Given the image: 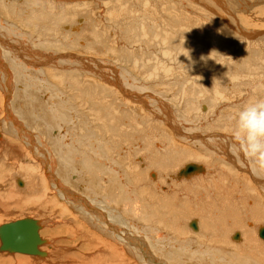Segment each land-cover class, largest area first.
<instances>
[{
  "label": "bare ground",
  "instance_id": "1",
  "mask_svg": "<svg viewBox=\"0 0 264 264\" xmlns=\"http://www.w3.org/2000/svg\"><path fill=\"white\" fill-rule=\"evenodd\" d=\"M162 1L143 0L142 15L119 26L133 49L123 52L106 26H96L83 16V10L88 14V5L71 0H0V9L22 17L29 29L14 33L12 25L0 18V110L9 117L2 121V128L21 144L14 138L0 141V183H9L0 192V206L6 213L10 208L32 207L35 215L41 213L43 219H34L43 240L39 249L45 254L39 256L44 258L38 257L44 260L42 264H183L182 259L191 263L264 264V240L257 238L258 231L264 229V170L244 156L233 132L236 113L264 98V36L256 41L260 48L254 51L252 44L239 43L252 39L251 35L242 28L235 34L229 31L231 41L240 46L228 49L221 46L228 42L219 38V31L228 27L217 21L220 15L205 12L203 20L211 23L206 27L199 22L197 6L191 4L194 0L165 1L166 10ZM128 2L107 0L104 4L108 11L112 5L120 8V14H113L115 21L123 23L133 16H128L130 8L122 10ZM77 7L83 21L80 26L79 22L73 25ZM188 8L191 22L186 18ZM176 10H182L184 17ZM229 19L226 15L225 21L231 25ZM85 25L90 27V38L81 43L76 32ZM255 28L250 29L262 36L264 31ZM194 36V52L190 53L185 39ZM161 42L164 47L157 51L150 73L148 57ZM77 50L86 55L78 59L74 55ZM91 53L111 55L129 65L151 93L128 83V77L125 83L121 78L113 79L104 70H110L111 61ZM167 58L174 59L177 66ZM78 62L82 65L75 67ZM48 76L54 81L50 94L44 92ZM190 76L192 81L186 87ZM122 84L135 87L137 92ZM116 86L123 94L115 91ZM57 88L76 91L74 98H78V103L71 101L70 105L80 112L79 119L69 131L59 127L64 117L60 110L70 108L57 99L61 95ZM245 90L248 98L243 97L239 105L234 102L236 107L229 112L234 105L229 101L239 93L245 95ZM67 92L65 97L72 100ZM224 107L228 113L222 111ZM174 108L184 130L180 145L170 143L171 130L179 132L171 124ZM84 110L91 118L88 122L83 118ZM19 119L29 120L31 128L26 130ZM194 130L200 132L189 134ZM93 143L112 150L110 154L102 151L104 161L93 158L96 165L88 159L89 144ZM5 155L20 159L19 164H12L9 158L3 162ZM26 157H34V161L20 163ZM77 163L88 173L101 174L105 182L110 181L103 184L105 193L89 186L88 196L82 192L78 196L63 183L66 175L78 172ZM41 167L45 176L39 172ZM158 167L169 171L160 173L165 169ZM53 201L60 209V224H56L59 219L50 218L56 207ZM42 222L52 223L45 229L46 235L67 234L69 239L64 241L76 243L77 252H67L64 245L56 248L54 241L43 238ZM43 244H48L47 249H41ZM24 254L15 261L0 258V264L38 263ZM257 255L262 258L257 259Z\"/></svg>",
  "mask_w": 264,
  "mask_h": 264
},
{
  "label": "rangeland",
  "instance_id": "2",
  "mask_svg": "<svg viewBox=\"0 0 264 264\" xmlns=\"http://www.w3.org/2000/svg\"><path fill=\"white\" fill-rule=\"evenodd\" d=\"M71 1H72L73 4H75V3H82V4H85V5H88V7H89L88 8V14H86V12L83 10L82 14H85L83 16L87 17V19H89V21L95 22L96 23V26H100V27H105L106 26L105 28L108 30V34H110V36H113V37H111L112 39L116 40L117 46H119V48H120L119 50H121L123 52H128V51H132L133 50L131 47L128 46V44L126 43V40L123 38V35H122L123 32H120L121 30H120V27L119 26H123V24L130 23L131 21H133L135 19V16L138 15V14H141L142 15L143 12H142V10H140V8H142L143 5H141L140 2H142L143 0H129L128 6L125 9H122V10L125 11L127 8H130V14H128V16H131V15H133V16L130 17V19H128L127 21H123V23H119L120 21H115L116 16L113 14V12H118L120 14V10L121 9L120 8H117V7H114V5H112L111 11H108L107 10V5H105L106 4L105 2L107 0L105 2H104V0L103 1H101V0H97V1L96 0H71ZM165 1L168 2L169 0H164L161 3H162V6L164 7V9L166 10L167 7L165 5L166 4ZM233 1H235V0H233ZM233 1L231 2L230 0H194V1L191 2V4H192V6H195V7L197 6L195 8V13L198 15L199 22H201L202 25H204V26L207 25L208 27L211 26V23H210L209 20H206V21L203 20V18L205 16L204 13L205 12H208V13L210 12L211 14L212 13L213 14L216 13L215 14L216 16H219L220 15L219 16L220 18L217 17V18H219L217 21L219 23H222L223 22L226 26H228L224 30L219 31V38L221 40H223V41H227L228 42L227 45H221V46H228V49H231V50H235V48L239 47L240 45L238 43L236 44V41H231L232 38L229 37V33L228 32L231 31L232 33L235 34V33H237L239 31L240 28H242L246 32V34L252 36V39H245V38H243V39L246 40V42L239 41V43L244 44V45L250 43V44H252V49L255 51V50H257V49L260 48V45H257L256 44V41L258 39L263 40L264 33L262 34V36L261 35H257V33H255L254 31H252L250 28H255L256 27L255 29L258 28V29H260V30L262 29L264 31V29L262 28L263 25H264V0H237L238 3H235V5L234 4L232 5V3H234ZM96 2L99 3V4H96ZM100 2H102L103 4L105 3V4L104 5H100ZM229 2H231V4ZM185 3H187V1H185ZM108 4H111V3H108ZM175 12H176L177 15H181L182 17H184V14H183V11L182 10H176ZM226 15H227V17H229L231 19V20L229 19V22H231V25L230 24H227L228 22L225 21ZM190 17H191V10H190V8H188V10L186 11V18L189 19L190 22H191ZM0 18H2L3 20H7L8 23H9L8 25H10V24L12 25L11 28H12V31L14 33L18 32L19 30L29 31L28 28H25L26 25L23 23V18L22 17H15V16H12V14L10 16L6 12H4L2 9H0ZM72 18L74 20V24L73 25H77L78 22H79V25L78 26H80V24L83 22V21H80L81 14H80V12L78 10V7L76 8V13L73 15ZM143 18H147V17L146 16H143ZM152 18L154 19V17H152ZM233 18H234V20H233ZM248 21H249L250 24H247ZM255 23H257L259 26L258 25L257 26H253V24H255ZM113 24L116 25V26H114ZM177 24L178 23L176 22V25ZM114 27H115V29H114ZM117 27H118V29H117ZM89 28L90 27H87L85 25V27L83 29H81L80 27H79V30L77 29V32L76 33H79L80 34L79 41L81 43H83V42L86 43V42L89 41V38H90ZM149 31L151 32V30H149ZM191 31L194 33L192 23H191ZM140 40H141V38H140ZM195 41H196L195 40V36L193 38H191L190 40L189 39H185V42L189 44L190 53H193L194 52L192 46H194ZM142 42L143 41L141 40L140 43H142ZM9 43H12V42H9L8 41L7 44H9ZM136 43H139V42H136ZM163 47H164V42H161L159 44V47H158L157 50L153 49L151 51V53H150V55L148 57V60H149L148 61V70H149L150 73L153 70V66H154V63H155V60H156V56H157V51L159 49H162ZM21 48H23V45H21ZM74 55L78 59H80V57L85 56L86 53L85 52H82L81 50H77ZM89 55H95V54H92L91 53ZM95 56L102 57V58H106L107 60L111 61L110 62V66L111 67H109L110 70L109 69L106 70L104 68H102V69H104L105 72L108 75H110V77H112L113 79L121 78L122 81H123L122 83H125L124 82V79L128 77L126 79L128 83H135L136 86L140 85L141 88L143 87V93H151L146 88L145 83L144 84L141 83V77H140L139 73L136 70H134L132 67H130L129 65H125L121 61H119V62L115 61V59H113L111 57V55H109V56H99V55H95ZM201 60H204V58H201ZM167 61L171 65H174L175 67L177 66V62L174 59L167 58ZM114 63H117V66H120L119 64H121V66L120 67H116ZM81 65H82V63L81 62H78V63H75L74 66L75 67H80ZM122 66H124V67H122ZM84 71H86V70H84ZM47 79L49 81V85L44 88V92L46 94H50L52 92V89L54 88V85L52 84L54 81L51 78V76H48ZM119 81H121V80H119ZM190 81H192V77L191 76H190L189 81H187L184 86L189 87L190 86V83H189ZM120 86L121 87H124L123 84L120 85ZM124 88H127L129 91L131 90L133 92H137L136 91V88L135 87L134 88L131 87V85H127ZM57 90L59 92L61 91V89H58V88H57ZM237 90L239 91L241 89L238 88ZM67 91H68L67 88L65 90H62L61 91L62 93L60 92V94H61L60 95V98H57L58 100L61 99V101L64 103V105L67 108H70V109H61L60 110L61 111V114L64 115V117L59 121L60 122L59 123V127H60L61 130H65V131L66 130L69 131V129H71L72 126H75L73 123H75V122L77 123L78 122V119H79L78 116H79V113H80L78 111V109L76 110L75 107H72L71 108V105H70L71 101L78 103V98H76V99L74 98V96L76 97V91H72V92L71 91L67 92ZM115 91L118 94H123V92L119 89V87H117ZM245 91H247V90H245ZM66 92L68 93L69 96H72V100H70V99H68V98L65 97ZM249 93H250V91H249ZM239 94L241 96V93H239ZM244 94L245 95L242 94L243 96H241V97L238 96V94H237L236 97L232 101H229V102L232 103V105L234 104L232 107L229 106L230 107L229 108V112H230L231 108H233V107L235 108L236 107L234 102H237L236 104L239 105V103L242 102L241 100H244V98H248L247 97L248 96V91L245 92ZM64 98L67 99V101H68L67 103L64 102V100H65ZM134 104L141 105V103H139V102H135ZM1 106H2V104H1ZM11 110L12 109H10L9 112ZM174 110H175V113L173 115V121H171V124L177 130H179V132L177 131V133H176L174 130H171L172 133H173V136L170 139V143H172L173 145H180V144H183L180 141V136L184 133V130L182 128V123L180 122V118L178 117V114H177L178 112H177V110L175 108H174ZM222 111H224V113H228L227 112V107H224V109L222 108ZM16 116H19V114H17ZM6 117L9 118L7 116V114H5L3 112V109L0 110V129H2L1 132L3 133V136L0 138V141H3V140L5 141L6 138H9L10 140H11V138H14L15 139V137L12 136L10 133L4 131L5 128L4 129L2 128V121L3 122L4 121L7 122V118ZM83 118L85 119L86 122H88L91 119V118H89V115H88V113H87L86 110H84ZM19 121L22 122V124L25 126L26 130L28 128H31L29 126V120H21V119H19ZM181 121H182V119H181ZM12 127H13V131H14L15 126L13 124H12ZM140 128H142V126H140ZM56 129H58V127ZM199 132H200V130H194L192 132H189V134H192V135L196 136ZM14 141L16 143L20 144L18 142V139H15ZM18 144H16V145H18ZM89 147L90 148H89V156H88V159H90L91 161H93L95 165H96V162H95L94 159H100V160H103L104 161V158H103V155H102V151H105L104 152L105 154L112 153V150L111 149H108V147H109L108 145H105L102 148V147L99 146V144L97 145L96 143H93L92 145L89 144ZM193 148L194 149H197V147H193ZM93 149L95 150V152L93 151ZM0 150H2V149L0 148ZM5 150L8 151L9 149L7 148ZM23 151H27V150H23ZM5 156H8V157H5ZM5 156L2 158L3 159L2 160L3 162H6V158L7 159L9 158V155H5ZM9 160L11 162H13L12 164H14L16 161H17L16 163L19 164V161H20V159H18V160L17 159L12 160V158H9ZM29 160L34 161V157H32V158L31 157H26L25 160L24 159H23V161L21 160L20 163H23L24 161H29ZM202 165H205V164H202ZM42 168L43 167H41L39 169L40 174H42V171H43ZM75 169H77L78 172H76V173L75 172H72V173H70L69 175H66L63 178L64 179L63 180V183L66 186L72 187L70 189L72 191H74V193H76L78 196H80L79 194L82 192V193H85V195L88 196L89 193L87 192V189H88L89 186L97 189V191H99L100 193H105V187H103V184L110 183V181L108 179H107V182H105L104 179H103V176L101 174H95L94 172L93 173H88L82 167L81 163H77L75 165ZM157 169L162 170V169H165V168L158 167ZM168 171H169L168 169H165V171L160 172V173H167ZM205 171H207V168L205 169ZM43 174L45 176V172L44 171H43ZM202 174H203V172H202ZM74 176H77V177H74ZM158 177H159V174L156 175V179ZM19 180H23V179H19ZM79 182H81V183L79 184ZM7 183L6 182L5 183H0V192H3V190L8 186L9 183L8 184ZM90 190H91V188L88 189V191H90ZM53 202H54V206H56V207H53L55 212H52L53 214L50 216V218L53 219V220H55V221L57 219H59L60 220V221H58L59 223L57 222L56 224H60V223H62L61 222L60 215H59L60 209L57 206L58 205L57 201H53ZM139 204L140 205H143V203H139ZM0 208H1V206H0ZM31 209H34L35 210V208H33V207ZM31 209L30 208L29 209H26V208L25 209H21V208H15V209L12 208L11 209L10 208V209H8V211L6 213L5 212V208H3V209L1 208L0 209V213H1L0 214V216H1L0 217V225L3 224V223H6V222L14 221V220H17V219H22V218H25V217H31V218L32 217L33 218H39L40 217L39 219H43L41 213L39 214V212H36V215H35V212H32ZM56 210H58V211H56ZM73 210L76 213H78V214H76L74 212L76 215L80 216L81 219H82V215H79L80 213L77 211V209H74L73 208ZM3 212H5V213L3 214ZM110 213L111 212L109 210L108 211V214H110ZM56 214L58 215V217H57ZM67 215H65V216L67 217ZM70 217L71 216L68 215L67 218H70ZM55 218H57V219H55ZM196 219H198V218H196ZM67 222H68V220H67ZM48 225H52V223H50V222H47L46 224H44L43 222L41 223L40 233H41V236L43 238H48L49 241H54V245L56 244L55 245L56 248L60 247V245H64V247L67 250H69L67 252H69L71 254H72V252H73V254H74V252H77L76 251L77 247L75 248V245H74L76 243H66V241H64L66 239V237L69 239V237L67 236V234L61 233V234H57V235L52 236V237L46 235L44 233V231H45V229L47 228ZM259 232H260V230L257 233V238L258 239H261V240L262 239L264 240V238H262L260 236V233ZM236 233H238V231ZM236 233H235L234 236L237 235ZM181 239L182 238H179V240H181ZM236 240H238V239L236 238ZM175 241H176V239H175ZM0 244H1V242H0ZM47 245L48 244H45V245L43 244L44 247L42 246L41 249L42 248L43 249H47L46 248ZM5 252H6V254H5ZM23 254L24 253H19V252H9L8 250L7 251H0V258L7 259V260H10V261H15L18 258L19 255L20 256L21 255L23 256ZM24 256H27V255L24 254ZM30 256L33 259V260L30 259V260L32 262H34V263H37L38 262L39 264H42L44 262V260L38 259V257L39 258H44L42 256L28 254L27 257L30 258ZM257 256H258L257 259H261L262 258V255H257ZM182 260L184 262L183 264H210L207 261H202V262H199V263L198 262L191 263V262H188L186 259H182ZM58 262L60 263V261H58Z\"/></svg>",
  "mask_w": 264,
  "mask_h": 264
},
{
  "label": "clouds",
  "instance_id": "3",
  "mask_svg": "<svg viewBox=\"0 0 264 264\" xmlns=\"http://www.w3.org/2000/svg\"><path fill=\"white\" fill-rule=\"evenodd\" d=\"M234 139L240 151L264 170V98L244 105L235 116Z\"/></svg>",
  "mask_w": 264,
  "mask_h": 264
},
{
  "label": "water",
  "instance_id": "4",
  "mask_svg": "<svg viewBox=\"0 0 264 264\" xmlns=\"http://www.w3.org/2000/svg\"><path fill=\"white\" fill-rule=\"evenodd\" d=\"M191 168H187V171ZM39 224L36 219L25 217L0 225L1 250L21 252L34 255H44L39 249L42 239L38 233ZM264 235V229L260 231Z\"/></svg>",
  "mask_w": 264,
  "mask_h": 264
}]
</instances>
